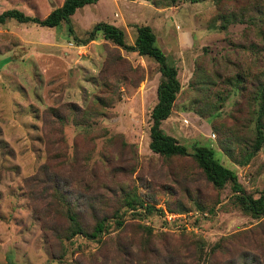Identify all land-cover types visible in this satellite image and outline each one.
Masks as SVG:
<instances>
[{
	"label": "rangeland",
	"instance_id": "obj_1",
	"mask_svg": "<svg viewBox=\"0 0 264 264\" xmlns=\"http://www.w3.org/2000/svg\"><path fill=\"white\" fill-rule=\"evenodd\" d=\"M62 1L0 0V12L15 8L41 19ZM260 3L246 0L239 9L223 4L237 21L216 29L210 28L220 23L210 22L214 0H97L72 13V33L63 21L56 27L0 23V264H264V219L230 205L229 183L216 192L192 162L174 158L169 169L148 148L160 79L155 61L99 33L81 45L73 39L107 22L122 29L130 44L136 26H148L180 86L160 128L188 151L192 144L211 147L255 197L264 189V151L250 152L252 121L228 119L215 132L210 119L225 115L237 100L246 103L235 75L245 78V86L248 67L264 70ZM227 135L231 157L220 145ZM52 180L67 183L72 196L87 203V223L94 214L108 216L100 242L55 238L52 225L63 221L55 215ZM130 189L153 207L149 213L136 207L139 217L121 204L120 194ZM114 208L119 228L110 214ZM163 211L183 214L177 227L161 228Z\"/></svg>",
	"mask_w": 264,
	"mask_h": 264
},
{
	"label": "trees",
	"instance_id": "obj_2",
	"mask_svg": "<svg viewBox=\"0 0 264 264\" xmlns=\"http://www.w3.org/2000/svg\"><path fill=\"white\" fill-rule=\"evenodd\" d=\"M96 1L97 0H63L59 6L51 9L50 12L41 19L36 16L26 15L18 9L9 8L0 12V23L6 19H13L19 23L37 24L43 27H56L63 21L66 25L67 32L72 33L69 17L77 8H81L86 4L95 3ZM189 1L201 2L204 0ZM259 2H261L260 4L262 5V14L260 13L258 19H262L264 18V0H250V3ZM245 3L246 0H214L215 14L212 16L210 22L219 19L220 23L218 26L213 25L210 28H224L227 23L237 21L233 13L227 14L222 10L221 6L223 4H229L232 8L239 9L242 7L241 5ZM248 20L250 22L255 21L252 16H250ZM258 31L260 32V30ZM96 33H99L103 40L110 42L112 45L126 52H136L138 55L147 56L153 59L157 64L160 79L155 88V102L149 112L148 148L161 159L160 161L164 162L163 164H167L169 169L172 167L171 163H173L172 160L174 158L186 159L192 162L201 171L204 179L210 183V186L216 192L222 189L226 183H229V189L231 191L229 198L230 205L254 219H264V189H259L255 197L246 193L237 182L235 173L219 163L214 157V152L211 147L192 144L190 147L191 151H188L185 145L178 143L172 136L163 132L159 127L160 121L170 114L172 103L180 86L176 78V69L173 62L170 61L156 45V37L151 29L146 25L136 26L135 37L132 43L129 44L124 41L122 29L107 22H96L85 33L86 36L83 39L79 40L75 38V36H73V39L78 45H81L92 40ZM110 50H114V47ZM106 56L111 57L108 53ZM109 59L106 58L104 67ZM257 59V57L254 58V67L255 64L258 63ZM118 60H121V57L118 56ZM128 69H130V67H128ZM248 69L250 74L245 86L242 85L245 79L244 77L235 75L233 78L234 86L239 90L238 93L241 96L240 98L244 100L246 98V103L244 101L241 103L240 100L233 102L225 115L220 116L217 113L212 115L210 123L215 132H221V126L225 124L224 122L228 119L231 122L230 124H236L242 120L252 121L253 128L252 130H248L252 136V140L249 144L250 152H256L260 148L264 151V70L252 71L253 68L251 67H248ZM131 79L134 78L131 77ZM133 81L136 82L138 79H134ZM250 103L254 104V107L251 108ZM228 138L227 135V140L224 141L225 144L223 145L220 143V145L223 152L231 157L229 154L230 139ZM250 152H246L243 155L244 161L249 156L247 154ZM178 170H182V168L178 166ZM144 181L146 182V180ZM51 183L49 190L51 196L55 199V215L60 217L63 221V224L60 226L56 224L52 225L55 238L62 242L63 240L71 239L75 235H80L87 240H96L100 242V234L105 232L109 225L106 223V218L108 216L106 214L101 216L100 214H94L92 216V224L87 223L84 217V206L87 203L79 196H72L71 191L67 188V183L64 182L59 184L54 180H52ZM120 197L122 201L121 204L128 209L140 207L144 209V213H149L153 209V207L147 203L143 205V197L136 194L134 189L125 190L124 193L120 194ZM194 204L196 208L203 209V206L198 202ZM90 205L91 204H89V206ZM166 205L168 209H171L168 207L167 203ZM208 210H210V208ZM117 211L118 209L114 208L110 214L114 219L115 227L119 228L123 224ZM132 214L141 217L138 212L134 211ZM139 227H141L146 234H150L151 230L149 227L140 224ZM61 249L62 250L57 254L58 258H62L65 253L64 248ZM245 255H247L246 252H244V256ZM244 256L242 257L244 258ZM241 263L246 264L244 261ZM122 264L131 263L125 259L122 261ZM248 264H253V260L250 259Z\"/></svg>",
	"mask_w": 264,
	"mask_h": 264
},
{
	"label": "built area",
	"instance_id": "obj_3",
	"mask_svg": "<svg viewBox=\"0 0 264 264\" xmlns=\"http://www.w3.org/2000/svg\"><path fill=\"white\" fill-rule=\"evenodd\" d=\"M131 212L136 211L135 209H129ZM180 217H183V214H175V213H171V212H166L163 211L160 215L161 218V228L165 229L166 226H175L177 227L178 225V219Z\"/></svg>",
	"mask_w": 264,
	"mask_h": 264
},
{
	"label": "crops",
	"instance_id": "obj_4",
	"mask_svg": "<svg viewBox=\"0 0 264 264\" xmlns=\"http://www.w3.org/2000/svg\"><path fill=\"white\" fill-rule=\"evenodd\" d=\"M170 112H171V111H170ZM169 115H170V114H169ZM169 115H168V116H169ZM168 116H167V117H168ZM167 117H166V118H167ZM166 118L162 119V120L160 121V124H161V122H162L163 120H165ZM160 124H159V127H160Z\"/></svg>",
	"mask_w": 264,
	"mask_h": 264
}]
</instances>
